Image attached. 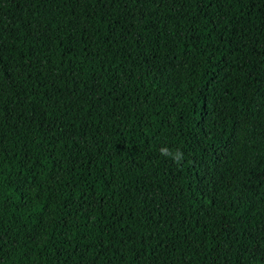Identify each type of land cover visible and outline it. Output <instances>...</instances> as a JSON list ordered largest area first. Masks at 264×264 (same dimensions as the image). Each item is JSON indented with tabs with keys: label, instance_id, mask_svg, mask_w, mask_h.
<instances>
[{
	"label": "trees",
	"instance_id": "1",
	"mask_svg": "<svg viewBox=\"0 0 264 264\" xmlns=\"http://www.w3.org/2000/svg\"><path fill=\"white\" fill-rule=\"evenodd\" d=\"M0 264H264V0H0Z\"/></svg>",
	"mask_w": 264,
	"mask_h": 264
},
{
	"label": "clouds",
	"instance_id": "2",
	"mask_svg": "<svg viewBox=\"0 0 264 264\" xmlns=\"http://www.w3.org/2000/svg\"><path fill=\"white\" fill-rule=\"evenodd\" d=\"M159 151L162 157L171 160L177 166H180L184 160V153L179 149L173 151L167 146H162Z\"/></svg>",
	"mask_w": 264,
	"mask_h": 264
}]
</instances>
